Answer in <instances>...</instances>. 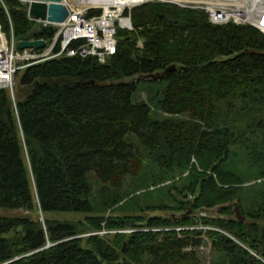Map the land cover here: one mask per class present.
<instances>
[{
    "label": "trees",
    "instance_id": "16d2710c",
    "mask_svg": "<svg viewBox=\"0 0 264 264\" xmlns=\"http://www.w3.org/2000/svg\"><path fill=\"white\" fill-rule=\"evenodd\" d=\"M129 13L105 63L62 55L0 87V208L23 211L0 215V264H202V236L213 264H264V33L169 2ZM0 26L15 45L56 31L19 0ZM127 179L147 187L130 204L158 191L171 204L145 208L168 214H116Z\"/></svg>",
    "mask_w": 264,
    "mask_h": 264
},
{
    "label": "built area",
    "instance_id": "2783aa9c",
    "mask_svg": "<svg viewBox=\"0 0 264 264\" xmlns=\"http://www.w3.org/2000/svg\"><path fill=\"white\" fill-rule=\"evenodd\" d=\"M63 2L68 11L64 21L58 23L47 20L37 21L42 26L52 25L56 28L51 40L45 41L43 49L18 50L12 31L10 37L7 38L0 26V87L8 89L10 94H13L16 71L24 69L32 62L64 55L93 57L99 63H105L116 51L117 30L133 29L129 13L131 6L120 8L113 4L107 10L100 7V12H97L99 9L97 6H86L79 9L67 3L66 0ZM207 10L211 23L220 24L224 20L214 17V12ZM136 45L141 48L142 42L138 40ZM200 228L205 230L211 227L200 226ZM175 229L182 228L176 227ZM115 231L126 232L129 230H102L98 233Z\"/></svg>",
    "mask_w": 264,
    "mask_h": 264
},
{
    "label": "rangeland",
    "instance_id": "374dc122",
    "mask_svg": "<svg viewBox=\"0 0 264 264\" xmlns=\"http://www.w3.org/2000/svg\"><path fill=\"white\" fill-rule=\"evenodd\" d=\"M19 1L24 6H26V8L28 7V1H25V0H19ZM66 1H67V3L71 4L72 6H74L76 8H79V9L85 6L82 3H80L78 0H66ZM148 1L175 3V4L182 6V7L202 9L208 14V12H207L208 6L206 4L207 2H203V1L201 2L200 1L201 2L200 3L198 0L197 1H188V2H184V3H182V2L176 3V2H173L170 0H146V1H143L139 4H137V5H140V4H142L144 2H148ZM222 1L228 3L226 5H223L225 7L224 10H226L228 13L232 12V10L237 8V12L240 11L241 13L248 15V14H250L249 13L250 11H248L247 9L252 7V5H254V7H256V5H258L259 8H261V10H264V0H222ZM137 5H135V6H137ZM132 7H134V6H131V8ZM238 7L239 8L241 7L240 9H242V10H240ZM243 9L245 11H243ZM229 21H231L235 24H250V25L258 28L260 31H262L257 25L253 24L252 21L243 20V18L240 19L238 16L236 18L235 16H232V15H230L228 18L224 19L220 24H216V25H221V24L227 23ZM262 32L264 33V31H262ZM138 76L139 75H135L133 77V79H136ZM15 83H16V81L14 79L13 86L15 85ZM14 91L16 92V86H14ZM147 93H148V90L146 89V87L140 86L139 90L136 92L135 97L138 100L139 99H146ZM11 95L13 96V94H11ZM154 115H155V117H161V118L166 116L165 113H162L160 111H156V113ZM242 119L243 118L242 117L240 118L239 116L237 118L238 123L240 125H242L244 122V121H242ZM238 132H239V130H238ZM238 132H237V134H239ZM238 139H239V137L237 138V140ZM239 142L240 141H237V144H239ZM235 148L237 149L238 155H236L234 158H232L231 161H229V163L232 164L236 169L237 168L240 169V168H242V163L245 162V156H243V152L241 151V149H239L237 147H235ZM258 149H260V150L264 149V143H262V147L261 148L259 147ZM192 161H195V159L192 158ZM171 181L167 180V181L163 182V184L170 183ZM93 185H94V191L93 192L96 194V191L99 188V184L97 182H93ZM138 185H139L138 182H136L135 180H132V179L126 180V182L123 185V189H124V195H125L124 197H125V199H127V201H125L123 204H119L118 206L115 207L116 214L124 215V214L131 213V214H139V215H143V216L152 215V214H160V213H162V211L159 209L146 210V208H145L146 203L149 205H157V204H159V202L164 200L165 202L171 204V202H169V200L166 199L158 191H154L150 197L146 198V200H145V197H140V198L136 199V201H134V203L130 204L132 202V199L135 198L134 195H136L139 190H141V189L143 190V189L147 188L145 186L136 187ZM161 185H162V183L156 185V187L160 188ZM138 205H139V207H137ZM22 213H23V211H13V210H9V209L0 208V215L12 216V215H21ZM162 214H168V213L164 212ZM200 215L201 216H204V215L217 216L218 214H217L216 209L212 208L210 210H207L206 212L205 211L200 212ZM53 216H55V215H53ZM69 217H70L69 214L58 216V218H69ZM40 218H41V216H40ZM75 218H79V217L75 216ZM200 226L201 225H199V227ZM47 245H50V244H47ZM197 254L200 257L202 264H213L218 259V257L216 255H214V253L211 251L209 241L205 236H202V242H201V245L197 248Z\"/></svg>",
    "mask_w": 264,
    "mask_h": 264
},
{
    "label": "water",
    "instance_id": "95a60500",
    "mask_svg": "<svg viewBox=\"0 0 264 264\" xmlns=\"http://www.w3.org/2000/svg\"><path fill=\"white\" fill-rule=\"evenodd\" d=\"M28 1L27 16L34 21H50L54 23L62 22L68 15L67 8L63 0H25ZM131 39L133 38L130 36ZM19 50L23 49H40L45 46L43 39H28L19 40L16 42ZM138 58H140L138 56ZM174 66H172L173 68ZM83 84H93V80L84 82ZM236 216L238 219L243 220V216L239 214L237 207H235Z\"/></svg>",
    "mask_w": 264,
    "mask_h": 264
},
{
    "label": "bare ground",
    "instance_id": "6f19581e",
    "mask_svg": "<svg viewBox=\"0 0 264 264\" xmlns=\"http://www.w3.org/2000/svg\"><path fill=\"white\" fill-rule=\"evenodd\" d=\"M78 1L80 3H82L83 5H85L84 7H86V6H97L99 8L97 10H100V7L107 10V8H109V6H111L113 4H116L121 8L124 6H135V5H137L143 1H146V0H78ZM170 1H173L176 3H181V2L184 3V2H188V1H197V0H170ZM198 1L199 2L200 1L201 2L202 1L207 2L206 3L208 6L207 8L210 11L214 12V15H215L214 17H216V18L220 17L223 20V19L228 18L230 15L235 16L236 18L238 16L240 19L243 18V20L252 21L253 24L257 25L258 27H260L264 31V10H261V8H259L258 5H256V7H254V5H252V7L247 9L248 11H250L249 12L250 14L246 15V14L241 13L240 11L237 12V8L232 10V12L228 13L226 10H224L225 7L223 6V5H226L228 3L224 2L222 0H198ZM240 10H242V9H240ZM243 11H245V10L243 9ZM208 20H209V18H208ZM43 48H45V46ZM43 48H40V49H43Z\"/></svg>",
    "mask_w": 264,
    "mask_h": 264
}]
</instances>
